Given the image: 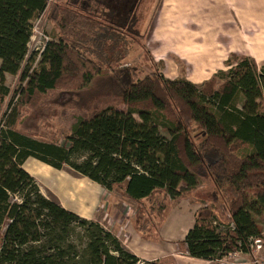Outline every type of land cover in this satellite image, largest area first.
<instances>
[{"label": "trees", "instance_id": "16d2710c", "mask_svg": "<svg viewBox=\"0 0 264 264\" xmlns=\"http://www.w3.org/2000/svg\"><path fill=\"white\" fill-rule=\"evenodd\" d=\"M142 1L55 5L50 18L58 38L32 67L38 55L29 53L33 22L49 1L0 0V104L11 93L10 74L26 83L20 94L28 97L68 84L69 75L70 88L100 79L101 97L127 105L81 117L63 142L18 128L17 100L7 105L0 120V264H156L127 250L99 221L46 197L23 167L30 157L56 169L68 166L138 202L158 191L177 201L210 178L228 206L196 211L184 238L188 255L222 261L250 253L257 240L264 246V65L234 54L216 88L213 79L199 89L157 72L136 79L124 64L130 40L140 36Z\"/></svg>", "mask_w": 264, "mask_h": 264}, {"label": "rangeland", "instance_id": "374dc122", "mask_svg": "<svg viewBox=\"0 0 264 264\" xmlns=\"http://www.w3.org/2000/svg\"><path fill=\"white\" fill-rule=\"evenodd\" d=\"M48 1V10L33 22L30 57L41 45L43 33L50 39L58 38L60 30L50 13L55 5L69 0ZM138 14L140 36L130 40L129 55L124 64L132 68L136 79L157 72L173 80L186 79L199 89L213 79L210 87L216 88L223 81L220 72L229 69L228 60L234 54L250 56L258 65H264V0H143ZM35 66L38 67L37 59L32 67ZM68 79V84L55 90L28 97L20 94L26 83L22 84L18 75L8 74L6 84L11 93L2 99L0 120L7 105L15 99L20 113L18 128L46 141L63 142L81 117L107 105L127 109L119 97H101L100 79L87 87L71 88L70 75ZM63 170L67 174L66 185L75 194L70 195V204H65L75 207L83 218L100 216L105 226L101 224L108 230L129 232L132 242L122 234L125 244L135 248L139 255L123 244L124 247L142 260L156 264H176L174 261L197 264L184 248V238L194 223L196 211L220 204L228 206L226 194L210 178L201 180L185 198L177 201L158 191L150 198V206V200L130 201L120 191L105 189L102 193L97 192L88 178L68 166ZM43 192L56 199L50 191ZM212 193H217L218 198L215 194L212 199ZM261 224L264 225V216ZM167 236L170 242L165 241ZM163 256L165 258H161ZM254 256L256 262L258 259L264 262V246L255 250ZM156 257L161 259L151 261ZM230 261L224 258L219 264H238Z\"/></svg>", "mask_w": 264, "mask_h": 264}, {"label": "crops", "instance_id": "0c3cea01", "mask_svg": "<svg viewBox=\"0 0 264 264\" xmlns=\"http://www.w3.org/2000/svg\"><path fill=\"white\" fill-rule=\"evenodd\" d=\"M263 43H264V41H263ZM23 167L28 173H30V175H32L36 179V181L38 182V184L40 186L41 192L44 195L47 193H44L43 190H46L48 192L50 191L51 195L54 196L57 200L54 198H50L47 195H45L46 197L57 202L62 207L78 213L75 207L70 208V205L65 204V202H68L70 204V195L75 196V194L72 191H70V186L66 185L67 179L65 176L67 174L64 172L63 169H56V168L52 167L51 165L46 164L43 161L38 160V159L33 158V157L28 158L25 161V163L23 164ZM61 176L63 177L62 179L60 178ZM93 184L95 186V189L97 188V192L100 191V193H102L105 190V188H103V187H98V186H101L100 184H98L96 182H93ZM96 185H97V187H96ZM113 192H116V191L113 190ZM127 200L131 201L133 199L127 197ZM133 201H136V200H133ZM93 203H94V201H93ZM92 209H94V207ZM87 219L97 220L105 226V224L103 223L104 220L100 216H97V215L91 216L90 215L89 217H87ZM111 231H112V229H111ZM112 232L121 240V242L127 248H129L135 254L139 255V253L137 252V250L135 248H131L130 246L125 244L126 240L124 239V237H122L123 235H125L132 242V235L129 232L124 231V229L122 231L118 230L117 232L116 231H112ZM168 236L165 239L166 242H170ZM184 248L186 249V247H184ZM165 249H166V247H164L163 250H165ZM161 258H165V257L163 256ZM161 258L156 257V258L151 259V261L155 260V262H156ZM192 259H196L197 264H219V262H222V261H210V260L193 258V257H192ZM256 260H257V258H255L254 252H250V253H242L241 252L231 262L236 261V262H238V264H264L263 261L261 262V260L258 259V261L256 262ZM174 262L177 264V261H174ZM169 264H174V263H169Z\"/></svg>", "mask_w": 264, "mask_h": 264}, {"label": "built area", "instance_id": "2783aa9c", "mask_svg": "<svg viewBox=\"0 0 264 264\" xmlns=\"http://www.w3.org/2000/svg\"><path fill=\"white\" fill-rule=\"evenodd\" d=\"M49 40H50V37H49L48 35H46V34L43 33V37H42L41 45H39V46L36 48V51L38 52L37 61H38V59L40 58L41 53H42L43 50L45 49L46 44H47V42H48ZM256 242H257L258 246H257L255 249H253V251H251V252H254L255 250H258V249L261 248V242H260V240H257ZM239 253H241V252H234V253H231V254L228 256V259H229V260L231 259V261H232V260H233V259L239 254ZM231 261H230V262H231Z\"/></svg>", "mask_w": 264, "mask_h": 264}]
</instances>
